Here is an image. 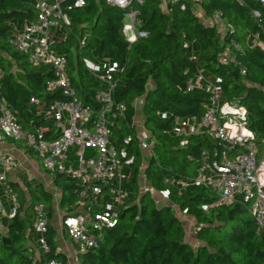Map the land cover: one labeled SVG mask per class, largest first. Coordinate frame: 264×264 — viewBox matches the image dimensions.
<instances>
[{
	"label": "trees",
	"instance_id": "16d2710c",
	"mask_svg": "<svg viewBox=\"0 0 264 264\" xmlns=\"http://www.w3.org/2000/svg\"><path fill=\"white\" fill-rule=\"evenodd\" d=\"M34 3L0 0V97L24 130L34 125L50 127L29 102L31 97L41 103L67 98L59 88L47 89L46 82L55 77L50 65H31L26 54L9 42L14 21L34 18ZM69 5L64 35L55 37L51 48L65 56L74 96L90 108L92 119L99 109L95 94L103 85L84 67L82 58L96 61L106 57L122 68L114 75L109 94L113 103H121L124 109L109 126L108 139L133 155L122 181L125 196L116 205L115 224L101 226L95 245L78 249L65 232L59 235L54 228L52 194L42 183L26 181L20 188L9 181L20 205L15 215H0V223L6 227L5 233L0 232V264H46L49 259L60 264H264V225L256 223L248 203L238 197L210 205L217 198L215 190L193 182L202 166L201 152L207 151L208 160H213L224 149L222 142L204 133L183 137L171 132L174 118H199L207 106L208 93L203 87L188 89L194 74L215 76L219 78V102L245 108L248 127L254 134L255 156L264 159V50L254 43L264 41V3L176 0L161 7L160 0H141L134 7L139 27L147 35L129 46L120 33V8L105 0ZM194 5L207 18L217 15L224 30L220 33L212 21H202ZM224 50L233 62L219 60ZM136 99H140L139 115L152 138L144 159L134 139ZM127 136L132 139L124 143ZM183 139L186 142L180 145ZM142 161L148 187L166 191V200L159 204L149 191L138 189L136 175ZM51 180L59 191L57 208L68 212L79 185L75 179L56 173ZM36 202L43 203L47 216L42 232L47 249L40 247L31 228L32 205ZM203 203L206 209L201 208ZM181 209L194 220L196 244L184 238L187 222L177 215ZM62 238L75 249L73 255L57 248Z\"/></svg>",
	"mask_w": 264,
	"mask_h": 264
},
{
	"label": "built area",
	"instance_id": "2783aa9c",
	"mask_svg": "<svg viewBox=\"0 0 264 264\" xmlns=\"http://www.w3.org/2000/svg\"><path fill=\"white\" fill-rule=\"evenodd\" d=\"M85 1L35 0L34 18L23 19L19 24L12 25L10 44L26 54L31 65H50L55 77L46 82L47 89L59 88L62 94L67 96L66 99L53 100L49 103H41L39 99L33 97L29 99L30 103L38 107L37 114L42 115V122H48L50 127L34 125L31 129H22L0 97V143L5 140L20 142L23 148L37 159L43 172L50 175V179L55 173L61 174L75 179L79 185L77 198L68 212L57 208L59 191L52 181L51 188L47 189L52 194L56 213L55 217H52L54 228L59 235L65 232L69 240L77 243L78 249L95 245L101 233V226L115 224L116 205L122 202L125 196L122 181L126 173L123 175V171H127L133 161V155L128 153L126 147L113 146L108 139L109 126L115 118L122 116L124 109L121 103H113L109 94L114 85L113 77L122 68L116 61L106 57L96 61L82 58L84 67L103 85L95 94L99 109L92 119L90 108L84 106L74 96V89L66 74L65 56L51 48L55 37L64 35L63 27L69 23L65 12L70 8L69 4L78 7L83 6ZM105 1L122 10L120 33L128 46L147 35V31L139 27L138 10L134 7L135 4H140L141 0ZM160 1L164 6L166 2L176 0ZM260 1L264 3V0ZM252 15L256 16L257 13L252 12ZM254 43L264 50V41L254 40ZM79 44L81 45L82 41H79ZM219 60L233 62L234 58L224 50L219 55ZM240 70L243 73L244 68L241 67ZM217 82H219L218 77L205 78L201 72L194 74L188 89L203 87L208 93L207 106L199 118L195 116L174 118L171 132L183 137L204 133L222 142L224 149L218 155L215 153L217 158L213 160H208L207 151L201 152L202 166L193 182L208 185L215 190L217 198L210 205L241 198L243 202L248 203L256 223L262 226L264 225V159H257L255 156L254 134L248 127L245 108L242 105L219 102ZM135 131L134 139L144 159V153L150 152L152 146V141L147 140L151 135L141 134L136 128ZM131 139V136H127L123 142L129 143ZM185 142L184 139L181 140L180 145ZM69 148L73 149L70 155H68ZM17 165L18 162L12 155L0 151V186L4 196L2 200L0 195V215L7 217L15 215L20 205L17 194L6 177V173L14 170ZM144 166L145 162L142 161L136 175L140 192L151 190L144 180ZM154 192L157 197L156 200L154 198L155 202L166 200V191ZM206 207V203L201 204L202 209ZM177 215L182 221H187L185 209L178 210ZM46 224L47 216L43 203H34L31 228L37 233L39 245L43 249H47L42 235L46 230ZM0 232H6V227L2 223H0ZM63 238L58 241L57 248L65 252L68 250L70 255H73L75 249L69 245L66 247ZM46 264H60V261L49 259Z\"/></svg>",
	"mask_w": 264,
	"mask_h": 264
},
{
	"label": "crops",
	"instance_id": "0c3cea01",
	"mask_svg": "<svg viewBox=\"0 0 264 264\" xmlns=\"http://www.w3.org/2000/svg\"><path fill=\"white\" fill-rule=\"evenodd\" d=\"M198 11L200 12V9ZM202 15H203V13H202ZM204 17L207 18L206 16H204ZM14 23L19 24V21H14ZM0 151H4L6 153H9L18 162V165L14 170H9L6 173V177L9 181H11L13 184H15L16 186H18L20 188L24 187V182H26V181L32 182V180L26 179L24 171L28 172L29 177L30 176H36V175H38L39 172H41V173L43 172V170L39 167V165L37 163V159L32 154H30L27 150H25L20 142L5 140L2 143H0ZM51 181L52 180L50 179V183H51ZM0 189H1V186H0ZM55 215H56V213L54 212L53 217H55ZM190 219L191 218H189L187 216V220H190ZM193 222H194V220L192 219V221L190 223L191 229H193V224H194ZM186 226H188V225H185V227ZM185 229H186L187 233L189 231L194 235L193 230L190 231V229H187V228H185ZM196 243H197V240L194 236V239L192 240V244H196Z\"/></svg>",
	"mask_w": 264,
	"mask_h": 264
},
{
	"label": "rangeland",
	"instance_id": "374dc122",
	"mask_svg": "<svg viewBox=\"0 0 264 264\" xmlns=\"http://www.w3.org/2000/svg\"><path fill=\"white\" fill-rule=\"evenodd\" d=\"M161 7H163V5L161 4ZM193 9H194V11L197 13V15L200 17V19L202 20V21H204L205 20V22H207V23H209V22H213L216 26H218L219 28H218V30H219V32L221 33L223 30H224V25L219 21V19L217 18V17H214V18H205L203 15H202V13H201V11L199 12L198 10H199V8H198V6L197 5H194L193 6ZM198 11V12H197ZM255 42H256V40H255ZM194 46H196V44H194ZM139 105H140V99H136L135 100V102H134V106H135V109H136V112H135V117L137 118V119H140L141 118V116L139 115ZM37 107V106H36ZM38 108V107H37ZM135 117H134V123H135V128H136V130L139 132V133H146L145 135H148V133H149V131H148V129L143 125V123H142V121L141 120H137V119H135ZM147 140L150 142V141H152V139H151V137L150 136H148L147 137ZM72 151H73V149L72 148H69V150H68V155H70L71 153H72ZM144 155H145V157H148V155H149V152L148 151H146L145 153H144ZM25 172V177H26V179H28V172L27 171H24ZM125 173H126V170H124L123 171V175H125ZM30 180H32V183H38V182H40V183H42L45 187H46V189H49V188H51V184H50V178H49V176L47 175V174H45L44 172H39L38 173V175H36V176H30ZM150 191V194H151V197H153V198H155V200H156V194H155V192L154 191H152V190H149ZM0 195H1V197H2V200H4V196L2 195V191H1V189H0ZM156 203H158L159 204V202H156ZM191 221H192V219H190V220H187L186 222H187V224H185V225H188V226H186V228L187 229H190V231H192V229H191ZM184 238L186 239V241H188V242H190L191 244H192V240L194 239V235L191 233V232H189L188 231V233L185 231L184 232ZM65 245H66V247L69 245V244H67V243H65ZM67 253H68V255H70V252L67 250Z\"/></svg>",
	"mask_w": 264,
	"mask_h": 264
}]
</instances>
